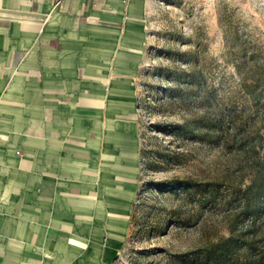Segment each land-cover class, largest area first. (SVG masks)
Masks as SVG:
<instances>
[{
	"label": "rangeland",
	"instance_id": "rangeland-1",
	"mask_svg": "<svg viewBox=\"0 0 264 264\" xmlns=\"http://www.w3.org/2000/svg\"><path fill=\"white\" fill-rule=\"evenodd\" d=\"M129 2L101 17L108 29L61 28L52 39H44L45 30L38 34L40 52L54 53L39 57L45 70L37 73L38 85L47 90L40 95L51 96L53 88L75 101L86 89L100 98L95 122L88 114L79 119L84 144L75 151L82 155L69 156L66 145L61 153L65 162L76 160L77 185L92 207L75 211L85 227L76 234H90L100 251L80 259L53 247L47 264H105L108 222L120 219L110 202L123 193L130 197L124 235L106 264H254L242 237L264 231V198L248 199L243 188L251 168L264 162V146L249 147L263 133L264 98L249 99L235 63L244 72L254 64L264 75V0H143L139 16L130 14ZM2 53L0 66L12 69ZM7 89H0V111L12 117L24 89ZM124 140L135 142L134 181L116 178V157L127 161ZM230 229L223 249L211 246ZM62 233L71 231L53 237ZM37 255L34 264H44L39 249Z\"/></svg>",
	"mask_w": 264,
	"mask_h": 264
},
{
	"label": "crops",
	"instance_id": "crops-1",
	"mask_svg": "<svg viewBox=\"0 0 264 264\" xmlns=\"http://www.w3.org/2000/svg\"><path fill=\"white\" fill-rule=\"evenodd\" d=\"M120 1L123 0H0V56L3 51L7 65L12 67L0 66V89H24V94L13 101L19 108L12 117L0 111V264H34L38 261V249L47 264L53 247L64 251L66 257L81 254L80 259H94L100 251L98 240L90 234H76L82 228L78 220L84 215L75 211L92 207L83 200L86 194L77 185L76 160L70 158L65 162L61 154L66 145L69 156L82 155L75 151L84 144L85 129L80 122L84 121L85 114L95 122V107L100 104V98L86 89H81L75 101L69 97L63 99L61 91L53 88L51 96L40 95L45 88L38 85L37 73L45 69L38 63L39 57L54 53L40 52L37 38L44 30V39H52L58 37L52 32L61 28L108 29L110 26L99 24L101 17L112 13L114 5ZM142 3L143 0H130V14L139 16ZM128 49L139 51L135 46ZM10 71L19 76L18 79H10ZM56 82L52 80L51 86H56ZM126 117L130 119L132 115ZM6 118L11 122L5 123ZM94 130H90L93 139ZM124 145L122 155L127 161L121 163V157H116V178L134 181L135 142L124 140ZM16 150L28 154L19 156L14 153ZM88 195L92 196L93 191ZM129 199L123 193L119 201L110 202L115 206L111 213L120 219L115 224L108 222V237L102 251L105 264L112 245L124 235ZM95 209L96 218L99 210ZM69 215L77 222L66 219ZM94 222L98 223V218ZM54 231L71 233L54 238Z\"/></svg>",
	"mask_w": 264,
	"mask_h": 264
},
{
	"label": "trees",
	"instance_id": "trees-1",
	"mask_svg": "<svg viewBox=\"0 0 264 264\" xmlns=\"http://www.w3.org/2000/svg\"><path fill=\"white\" fill-rule=\"evenodd\" d=\"M242 54V53H241ZM241 54H239L241 58ZM235 66L240 74V85L242 89L249 95V99L258 100L260 97L264 98V75L261 77V70L252 64L245 72L241 70L240 64L235 63ZM260 85L259 88L256 86ZM264 105V102H263ZM260 126L263 129V133L259 135V141L257 143H250L249 147L253 151H257V148H263L264 146V113L261 117ZM234 131L237 129V125L233 126ZM242 137L244 136L240 133ZM236 139L239 143L242 139ZM250 179L246 186L243 188V192L248 196L247 198L263 199L264 198V162L257 163L250 171ZM182 186V184H180ZM246 200L243 205V210L247 211L250 206L249 200ZM230 229V234L227 236H220L217 240L211 241V246L220 247L223 249L226 242L232 238L233 232ZM244 247L255 253L254 264H264V231L260 229L258 232L253 233L251 236L243 234L242 237Z\"/></svg>",
	"mask_w": 264,
	"mask_h": 264
}]
</instances>
